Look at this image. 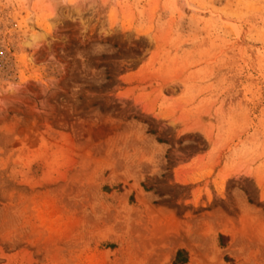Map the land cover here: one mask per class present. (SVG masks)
<instances>
[{
	"label": "rangeland",
	"instance_id": "1",
	"mask_svg": "<svg viewBox=\"0 0 264 264\" xmlns=\"http://www.w3.org/2000/svg\"><path fill=\"white\" fill-rule=\"evenodd\" d=\"M176 259L264 264V0H0V264Z\"/></svg>",
	"mask_w": 264,
	"mask_h": 264
},
{
	"label": "bare ground",
	"instance_id": "2",
	"mask_svg": "<svg viewBox=\"0 0 264 264\" xmlns=\"http://www.w3.org/2000/svg\"><path fill=\"white\" fill-rule=\"evenodd\" d=\"M188 5H189V3H188ZM190 5H192V4H190ZM189 5V6H190ZM28 20H30V18H28ZM27 20V21H28ZM43 35V34H42ZM41 36V34L40 33H36V34H34V35H32L31 37H30V41L27 43V44H32V43H34L35 41H37L38 40V38Z\"/></svg>",
	"mask_w": 264,
	"mask_h": 264
},
{
	"label": "trees",
	"instance_id": "3",
	"mask_svg": "<svg viewBox=\"0 0 264 264\" xmlns=\"http://www.w3.org/2000/svg\"><path fill=\"white\" fill-rule=\"evenodd\" d=\"M178 254H179V253H178ZM176 263H178V262H177V259L175 260L174 264H176Z\"/></svg>",
	"mask_w": 264,
	"mask_h": 264
}]
</instances>
